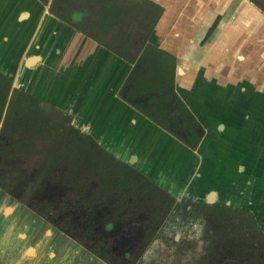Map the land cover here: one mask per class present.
<instances>
[{
	"label": "crops",
	"instance_id": "obj_1",
	"mask_svg": "<svg viewBox=\"0 0 264 264\" xmlns=\"http://www.w3.org/2000/svg\"><path fill=\"white\" fill-rule=\"evenodd\" d=\"M149 1L164 9L149 42L177 59L175 92L203 132L195 149L123 96L149 56L142 39L135 64L101 46L78 30L80 0L57 2L63 18L40 0H0V71L43 102V150L67 118L178 200L250 211L264 230V0ZM47 106L61 122H47ZM9 191L0 187V264H106Z\"/></svg>",
	"mask_w": 264,
	"mask_h": 264
},
{
	"label": "trees",
	"instance_id": "obj_2",
	"mask_svg": "<svg viewBox=\"0 0 264 264\" xmlns=\"http://www.w3.org/2000/svg\"><path fill=\"white\" fill-rule=\"evenodd\" d=\"M40 1L45 5L50 4V11L63 18L60 13L55 12L59 0H54L52 3L50 0ZM80 1L85 4L88 17L83 27H78L79 31L132 64L137 62L135 58H131L130 50L135 38L143 41L141 46L136 48L139 55L142 52L145 55L149 53L142 67L134 68L126 90L122 92L127 102L190 148H197L203 132L174 89L177 59L153 47L149 42L164 9L149 0H138L137 3L127 0ZM42 104L39 98L14 88L11 78L0 71V134L12 137L15 148L27 146V152H30V148L34 146V141L39 138V135L47 134L43 122ZM67 122L66 118L64 127L60 128L61 133L57 134L55 145L47 149L44 154L51 166L61 167L62 165L68 169L71 182L80 181L86 176L83 174H91L92 178L97 177L99 184L98 190L94 192L95 196L104 194L123 196L122 192L128 195L136 188L145 187L146 191H161L163 198L170 197L166 191L155 184H151V187L146 186L149 179L102 149L91 137L87 136L88 145L64 148L63 144L68 137L72 136L71 133H80ZM0 187L8 189L1 175ZM84 188L87 190L86 186ZM80 192L85 193L84 190ZM185 199L193 203V199ZM195 205L213 208L216 217L222 221H233L235 213L240 217L245 216L250 221V225L242 223L247 231L258 234L263 232L256 216L250 211L198 201H195ZM121 208L126 209V205H121ZM34 211L41 217L48 218V215L38 210ZM77 241L85 245L82 240ZM102 246L108 247L107 243H102ZM91 252L108 264L117 262L112 259V254L102 252L100 246Z\"/></svg>",
	"mask_w": 264,
	"mask_h": 264
},
{
	"label": "rangeland",
	"instance_id": "obj_3",
	"mask_svg": "<svg viewBox=\"0 0 264 264\" xmlns=\"http://www.w3.org/2000/svg\"><path fill=\"white\" fill-rule=\"evenodd\" d=\"M45 115L53 126L63 119L61 112L48 106ZM46 144L43 139L38 141L34 154L27 159L0 156V174L8 169L15 198L31 199L28 195H32L33 205L47 201L56 216L52 222H63L62 226L73 237L83 238L91 245L109 239L112 251L119 257L132 259L142 254L143 264H264V230L260 234L247 231L242 223L250 225V221L245 216L235 213L232 219L239 225L227 224L210 209L201 211L193 203L183 202V207H191L178 210L175 205L166 218L161 214V204L150 202V195L140 198L137 213L125 210L118 218L114 216L112 202L83 203L85 199L80 201L64 180V171L48 170L40 164L39 153ZM156 230L158 234H154ZM181 235L189 237L186 243L190 245L178 247Z\"/></svg>",
	"mask_w": 264,
	"mask_h": 264
},
{
	"label": "flooded vegetation",
	"instance_id": "obj_4",
	"mask_svg": "<svg viewBox=\"0 0 264 264\" xmlns=\"http://www.w3.org/2000/svg\"><path fill=\"white\" fill-rule=\"evenodd\" d=\"M66 121V120H65ZM65 121L60 125V128H63L64 125H65ZM68 123V122H67ZM59 128V133H61V129ZM72 136L66 140V143L63 144V147L64 148H67V146H84V145H88V142L87 141V136L85 135H81V133L77 134V133H71ZM83 134V133H82ZM54 139L57 138V135L54 133L53 134ZM1 134H0V139H1ZM43 138V134L39 135V138H37L35 141H34V146L30 148V152H27V146H24V148H21V147H17L15 148L14 147V139L10 136H5L3 135L2 137V140H3V147H1L0 145V150H2L0 152V156L3 157L4 159H10V158H15V157H18V158H25L27 159L29 155H32L34 154V148L35 146H37V142L42 140ZM56 141V140H55ZM55 145V144H54ZM47 150V149H46ZM46 150H42L40 151V155H39V161H40V164L43 165L44 167L48 168V170H61V171H64L65 172V175H67V177H64V180L69 183L73 190H74V194L77 195L76 197L78 199H81L80 201H83L85 199V201L83 203H86V204H91V203H94V202H97V201H109V202H112L113 204V213H114V216L116 218L120 217L121 214L126 210V211H133L135 210V212L137 213L141 207V200L140 198L143 199V197H145L146 195H150L152 196L153 200L150 201V202H157L159 204H161L162 206V209H161V214L166 216V218L172 213L175 205H177V209L178 210H182V209H189L191 206L190 205H185L184 207L181 205L183 202H187L185 198H188V197H183L182 199H178L173 197L171 194H169L167 192V194L170 195V197H165L163 198L162 197V193L161 191L158 192L156 190H153V191H146L145 190V187H142V188H136L132 191L129 192L128 195H124V193L122 192L121 195H107V194H104V195H94V192L98 190L99 188V184L97 182V177H94L92 178V175L91 174H83V175H86L85 177H82L80 179V181H76L74 180L73 182L70 181V175H69V171L67 168H65L64 166L61 165L60 166H51L49 164V162H45L46 160V157H45V152ZM109 153V152H108ZM110 154V153H109ZM23 155H26V156H23ZM119 160V159H118ZM120 161V160H119ZM123 162V161H121ZM124 164L128 165L127 163L123 162ZM130 166V165H128ZM132 167V166H130ZM133 168V167H132ZM134 169V168H133ZM136 170V169H135ZM8 169L6 170V172L1 175L2 177H4V184L6 185V187L10 190L9 192H11L12 188H11V185H12V178L9 177L8 175ZM151 184H155L153 182H151L150 180L146 182V186H149L151 187ZM156 185V184H155ZM84 186H86V189L84 188ZM144 186V185H143ZM157 186V185H156ZM81 190H84L85 193H81L80 191ZM162 190V189H161ZM125 192V191H124ZM27 193V192H26ZM13 195V194H12ZM168 195V196H169ZM14 196V195H13ZM29 198L32 199V195H28ZM122 197V198H120ZM17 198V197H16ZM132 198V199H131ZM20 199L23 203H25L29 208L31 209H34V210H38L40 211L41 213H43L44 215H48V220L52 221L54 220V214H52V209H51V205L47 202V201H44V202H40L39 204L37 205H33L32 203V200L31 199H24V198H18ZM192 199V198H191ZM174 200V201H173ZM121 205H126V209H122L121 208ZM195 205V200L193 199V206ZM198 209H200L201 211H210V213H214V209L213 208H204V207H200V206H196ZM216 216V215H215ZM56 217V216H55ZM217 218V217H216ZM163 221V220H162ZM160 222L163 223V222ZM225 223H230V224H234V225H237L238 223L236 222H233V221H223ZM57 228H59L61 231L67 233L68 235H70L66 230H65V227H63V222H56V221H53L52 222ZM239 225V224H238ZM260 225V224H259ZM261 227V226H260ZM160 229V228H159ZM263 230V229H262ZM157 232V233H156ZM158 230L155 231L154 234H158ZM161 234V233H159ZM184 235L188 234V231L185 230V232L183 233ZM71 237H73L72 235H70ZM88 236V235H87ZM151 236H154L153 234ZM182 236V235H181ZM187 236H182L180 237L181 239V245H179L178 247H183V246H188L190 245V243H186V240L189 238ZM75 240H82V242H84L85 246L90 250H95L97 246H100L101 247V250L102 252H106V253H110L113 255V260L116 262V264H143L144 261H143V255L142 254H139L138 256L132 258V259H126V258H121L119 257L117 254H115L113 251H112V248H111V240L109 239H103V240H100L99 242H96L94 245H91L90 243L86 244L87 242L85 240H83V238H80V237H73ZM185 238V239H184ZM175 242H178L180 240H177L175 239L174 240ZM189 241V240H188ZM102 243H107V246L108 247H104L102 246ZM99 257V256H98ZM100 258V257H99ZM101 259V258H100ZM104 261V260H103ZM105 262V261H104ZM107 263V262H106ZM108 264V263H107Z\"/></svg>",
	"mask_w": 264,
	"mask_h": 264
},
{
	"label": "water",
	"instance_id": "obj_5",
	"mask_svg": "<svg viewBox=\"0 0 264 264\" xmlns=\"http://www.w3.org/2000/svg\"><path fill=\"white\" fill-rule=\"evenodd\" d=\"M73 238V237H72ZM102 260V259H101ZM103 261V260H102ZM104 262V261H103ZM106 263V262H105ZM107 264V263H106Z\"/></svg>",
	"mask_w": 264,
	"mask_h": 264
}]
</instances>
